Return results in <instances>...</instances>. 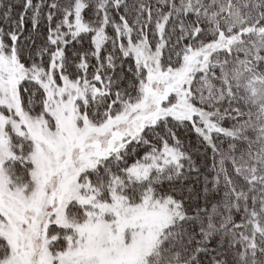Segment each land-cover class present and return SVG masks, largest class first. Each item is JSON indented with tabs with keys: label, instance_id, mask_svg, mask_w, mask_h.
<instances>
[{
	"label": "snow or ice",
	"instance_id": "1",
	"mask_svg": "<svg viewBox=\"0 0 264 264\" xmlns=\"http://www.w3.org/2000/svg\"><path fill=\"white\" fill-rule=\"evenodd\" d=\"M0 264H264V0H0Z\"/></svg>",
	"mask_w": 264,
	"mask_h": 264
}]
</instances>
